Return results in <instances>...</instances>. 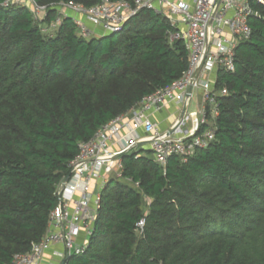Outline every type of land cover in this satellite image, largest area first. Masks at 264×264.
<instances>
[{"label": "trees", "instance_id": "16d2710c", "mask_svg": "<svg viewBox=\"0 0 264 264\" xmlns=\"http://www.w3.org/2000/svg\"><path fill=\"white\" fill-rule=\"evenodd\" d=\"M252 4L234 71L216 75L215 90L226 94L214 117L207 112L213 140L164 165L149 149L123 154L85 248L65 264H264V5ZM55 18L49 9L43 21ZM172 30L141 9L121 29L88 39L70 18L50 34L27 6L0 0V264L43 238L79 143L187 70Z\"/></svg>", "mask_w": 264, "mask_h": 264}, {"label": "built area", "instance_id": "2783aa9c", "mask_svg": "<svg viewBox=\"0 0 264 264\" xmlns=\"http://www.w3.org/2000/svg\"><path fill=\"white\" fill-rule=\"evenodd\" d=\"M253 2L264 5V0H100L84 7L73 2L40 5L33 0H4L5 5L27 6L39 23L49 9L59 11L54 19L57 26L70 18L77 34L86 39L97 35V30L108 33L121 29L141 9L153 10L174 28L168 33L169 41L182 40L188 53V68L180 78L144 96L79 143L77 155L68 163L65 186L60 182L56 188L57 204L49 214L43 238L29 251L14 254L9 264H44L45 252L58 244L63 250L54 251L55 260L48 264H60L72 253L82 251L92 231L102 188L111 176L121 175L123 154L138 148L149 149L154 161L164 165L172 155L186 160L196 147H205L213 140L214 130L208 124L207 112L214 117L216 98L226 94L225 89L215 90L216 75L218 70L234 71L237 44L249 38L248 20L257 14ZM199 66L191 96L187 97L191 75ZM194 90L200 91L204 105L199 116L187 112ZM170 105L175 106L178 114L172 113L173 122L162 129L154 116ZM184 106L182 120L168 133ZM202 125L208 126L200 130ZM143 225L142 218L136 223L138 231Z\"/></svg>", "mask_w": 264, "mask_h": 264}, {"label": "crops", "instance_id": "0c3cea01", "mask_svg": "<svg viewBox=\"0 0 264 264\" xmlns=\"http://www.w3.org/2000/svg\"><path fill=\"white\" fill-rule=\"evenodd\" d=\"M194 94H196V101L200 99L201 94L199 90H196V93L194 90L193 96ZM175 109L176 108L174 105H170L166 109L162 110L160 113L154 116V119L159 122L162 129H166L169 126V124L172 122V120H174V117H172L171 114L174 113V116L177 115L175 114L176 111ZM62 250H63V246L61 244L54 245L52 248H49L44 255V260H45L44 264H48V262L55 260L54 251H62Z\"/></svg>", "mask_w": 264, "mask_h": 264}, {"label": "rangeland", "instance_id": "374dc122", "mask_svg": "<svg viewBox=\"0 0 264 264\" xmlns=\"http://www.w3.org/2000/svg\"><path fill=\"white\" fill-rule=\"evenodd\" d=\"M59 11H56V18L59 14H57ZM61 16V15H60ZM55 18V19H56ZM39 26L41 28H44L46 30V33H54L56 31V29L58 28L57 24H56V20H52L50 23L49 22H40L39 23ZM97 34H100V31L97 30ZM195 93H196V90H195ZM201 94V93H200ZM198 104V105H197ZM204 107L203 103H202V100H201V95H200V99H198L196 101V94H194V96L191 98L190 100V104L189 106L187 107V112H196L198 113V116H199V110H201V107ZM178 114V113H177ZM181 114V113H180ZM210 122H208L209 126L210 127H213V122L211 121V119H209ZM173 122V120H172ZM171 122V123H172ZM144 148H147V146L145 145ZM115 175V174H114ZM81 238H83L81 236ZM80 238V239H81Z\"/></svg>", "mask_w": 264, "mask_h": 264}, {"label": "water", "instance_id": "95a60500", "mask_svg": "<svg viewBox=\"0 0 264 264\" xmlns=\"http://www.w3.org/2000/svg\"><path fill=\"white\" fill-rule=\"evenodd\" d=\"M200 68H201V66H199V67L193 72V74L191 75V82H190V84H189V86H188V88H187V92H186L187 97H190V96H191V93H192V82L196 79V77H197V75H198V73H199V71H200ZM185 111H186V106H184V107L182 108V112H181V115H180V118H179L178 122L175 123L174 126H173L172 128L169 129L168 133H171V132H172V131H173V130L179 125V123H180V121L182 120V117H183ZM67 180H68V176H66V177L62 180V183H61L62 187L65 186ZM67 258H68V256L66 257V259H67ZM64 263H65V262H61L60 264H64Z\"/></svg>", "mask_w": 264, "mask_h": 264}]
</instances>
